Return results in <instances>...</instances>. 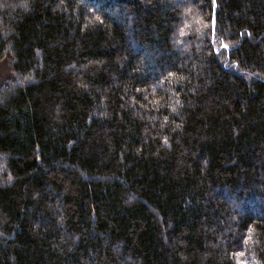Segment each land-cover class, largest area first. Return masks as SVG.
<instances>
[{
  "label": "trees",
  "instance_id": "1",
  "mask_svg": "<svg viewBox=\"0 0 264 264\" xmlns=\"http://www.w3.org/2000/svg\"><path fill=\"white\" fill-rule=\"evenodd\" d=\"M0 264H264V0H0Z\"/></svg>",
  "mask_w": 264,
  "mask_h": 264
},
{
  "label": "bare ground",
  "instance_id": "2",
  "mask_svg": "<svg viewBox=\"0 0 264 264\" xmlns=\"http://www.w3.org/2000/svg\"><path fill=\"white\" fill-rule=\"evenodd\" d=\"M216 10H217V8H216ZM214 15H217L216 11H215V7H214ZM214 21H215V25H214ZM215 29H216V16L213 19V30H214V32H215Z\"/></svg>",
  "mask_w": 264,
  "mask_h": 264
},
{
  "label": "water",
  "instance_id": "3",
  "mask_svg": "<svg viewBox=\"0 0 264 264\" xmlns=\"http://www.w3.org/2000/svg\"><path fill=\"white\" fill-rule=\"evenodd\" d=\"M216 2V1H215ZM216 8H217V4H215V11H216ZM216 15H214V17H215ZM214 25H215V21H214Z\"/></svg>",
  "mask_w": 264,
  "mask_h": 264
}]
</instances>
